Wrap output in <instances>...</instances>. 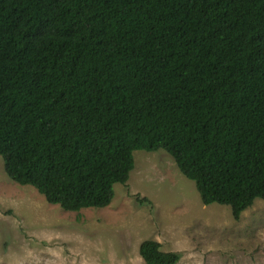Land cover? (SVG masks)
I'll list each match as a JSON object with an SVG mask.
<instances>
[{
    "label": "trees",
    "instance_id": "1",
    "mask_svg": "<svg viewBox=\"0 0 264 264\" xmlns=\"http://www.w3.org/2000/svg\"><path fill=\"white\" fill-rule=\"evenodd\" d=\"M164 149L204 204L264 199V0H0V156L67 211ZM146 264L182 254L154 239Z\"/></svg>",
    "mask_w": 264,
    "mask_h": 264
},
{
    "label": "rangeland",
    "instance_id": "2",
    "mask_svg": "<svg viewBox=\"0 0 264 264\" xmlns=\"http://www.w3.org/2000/svg\"><path fill=\"white\" fill-rule=\"evenodd\" d=\"M110 205L67 211L7 175L0 156V264H146V239L182 254L178 264H264V199L240 219L206 205L164 149L134 151Z\"/></svg>",
    "mask_w": 264,
    "mask_h": 264
}]
</instances>
